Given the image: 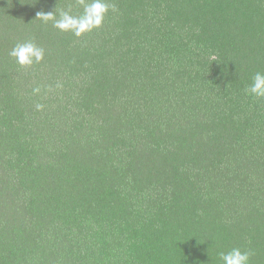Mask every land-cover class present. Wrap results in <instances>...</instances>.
<instances>
[{
	"label": "trees",
	"instance_id": "1",
	"mask_svg": "<svg viewBox=\"0 0 264 264\" xmlns=\"http://www.w3.org/2000/svg\"><path fill=\"white\" fill-rule=\"evenodd\" d=\"M90 2L0 0V264H264V0Z\"/></svg>",
	"mask_w": 264,
	"mask_h": 264
},
{
	"label": "clouds",
	"instance_id": "2",
	"mask_svg": "<svg viewBox=\"0 0 264 264\" xmlns=\"http://www.w3.org/2000/svg\"><path fill=\"white\" fill-rule=\"evenodd\" d=\"M108 11L109 5L105 3V0H91L84 6L83 14L80 16H73L67 11L60 12L58 19L56 11L54 13H38L37 15L44 22L53 21V27L61 32H71L76 37H82L101 28ZM112 11H116L114 6ZM10 55L20 67L26 68L44 60V49L33 42H25L17 44ZM36 91L38 92L39 89ZM246 91L257 98H264V73L257 72ZM42 107V105H37L38 109ZM219 259L221 264H250V253L234 248L228 252H220Z\"/></svg>",
	"mask_w": 264,
	"mask_h": 264
}]
</instances>
